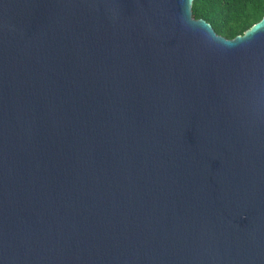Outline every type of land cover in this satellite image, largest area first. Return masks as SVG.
I'll list each match as a JSON object with an SVG mask.
<instances>
[{"label":"water","instance_id":"95a60500","mask_svg":"<svg viewBox=\"0 0 264 264\" xmlns=\"http://www.w3.org/2000/svg\"><path fill=\"white\" fill-rule=\"evenodd\" d=\"M194 0H0V264H264V16Z\"/></svg>","mask_w":264,"mask_h":264},{"label":"trees","instance_id":"16d2710c","mask_svg":"<svg viewBox=\"0 0 264 264\" xmlns=\"http://www.w3.org/2000/svg\"><path fill=\"white\" fill-rule=\"evenodd\" d=\"M193 17L226 38L243 34L264 16V0H194Z\"/></svg>","mask_w":264,"mask_h":264}]
</instances>
